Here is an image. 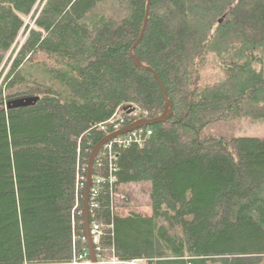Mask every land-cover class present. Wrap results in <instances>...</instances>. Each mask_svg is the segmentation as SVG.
Returning a JSON list of instances; mask_svg holds the SVG:
<instances>
[{"label":"trees","instance_id":"1","mask_svg":"<svg viewBox=\"0 0 264 264\" xmlns=\"http://www.w3.org/2000/svg\"><path fill=\"white\" fill-rule=\"evenodd\" d=\"M146 3L0 0V264H73L88 252L93 148L164 110L155 78L129 54ZM132 53L159 77L172 114L137 129L139 143L114 148L115 182L97 186V208L89 206L90 224L102 225L96 255L264 264V138L205 133L264 123V0H151ZM22 98L38 100L7 109ZM100 152L91 189L108 174ZM141 183L151 215L122 216L112 195Z\"/></svg>","mask_w":264,"mask_h":264},{"label":"water","instance_id":"2","mask_svg":"<svg viewBox=\"0 0 264 264\" xmlns=\"http://www.w3.org/2000/svg\"><path fill=\"white\" fill-rule=\"evenodd\" d=\"M150 3L151 0H147L146 3V8H145V15H144V20L142 23V28L140 31V34L135 42V44L132 46L129 54H130V58L132 60V62L134 63V65L141 69V70H145L150 72L153 77L155 78L160 91L162 93L163 96V100H164V110L163 113L160 117H157L155 119H143V120H138L132 124H130L129 126L113 133L110 135H107L102 141H100L92 150L89 159H88V163H87V176H86V184H85V189H84V197H83V225H84V231H85V237H86V242H87V246H88V256H89V261L91 264H97V257H96V253L94 250V246L92 243V239H91V234H90V222H89V194H90V190H91V183H92V170H93V165L95 162V159L99 153V151L101 150V148L108 143L109 141H111L112 139H115L117 137H120L122 135L128 134L134 130L140 129L142 127H146V126H150L152 124H156V123H164L166 122L169 117L172 114V103L170 102V100L167 98V95L165 93V90L163 88V85L159 79V77L157 76V74L149 67L144 66L134 55H133V49L140 43V41L143 38L145 29H146V25H147V20H148V15H149V8H150ZM226 14L223 15V17L219 20V23H222V21L225 19ZM38 98H22V99H17V100H13L11 102H9L7 104V109H17V108H26V107H31L33 105H35V103L37 102ZM128 109V113L132 112L133 109L132 108H128L125 107L123 108V110Z\"/></svg>","mask_w":264,"mask_h":264},{"label":"rangeland","instance_id":"3","mask_svg":"<svg viewBox=\"0 0 264 264\" xmlns=\"http://www.w3.org/2000/svg\"><path fill=\"white\" fill-rule=\"evenodd\" d=\"M206 128V134H214L217 130L228 132L236 137H252L264 138V123L255 122L248 119H240L230 126H218ZM148 184H126L119 186L114 194L115 210L122 216H128L131 213L141 214L142 216H150V200H149Z\"/></svg>","mask_w":264,"mask_h":264},{"label":"built area","instance_id":"4","mask_svg":"<svg viewBox=\"0 0 264 264\" xmlns=\"http://www.w3.org/2000/svg\"><path fill=\"white\" fill-rule=\"evenodd\" d=\"M134 110L130 112L129 114H133ZM117 117V119H119ZM147 134H150L149 132ZM141 140V131L134 130L128 134L122 135L120 137H117L115 139H112L108 143H106L102 148L101 152L99 155V160L97 161L100 165L102 164V161L107 160L108 161V174L104 178H97L95 180V188L90 190L89 194V206L92 209L97 208V202L95 201L96 196H97V189L96 187L102 184L103 182H107L108 184H112L115 182V172L117 171L115 162H116V155L113 153V150L115 147H125L128 146L129 144L135 142L139 143ZM96 161V160H95ZM114 194L112 195V197ZM112 205H114V198H112ZM115 207V205H114ZM101 228L102 225L96 222H92L90 224V234H91V239L92 243L94 246L95 253L100 251L99 247V242H100V237H101ZM88 256V252L84 253L83 256H78V261H75L73 264H91L90 261H83V258ZM97 264H140L137 261H132L129 263H123L120 261H117L114 258L107 259L102 256H97ZM82 261L81 263H79Z\"/></svg>","mask_w":264,"mask_h":264},{"label":"bare ground","instance_id":"5","mask_svg":"<svg viewBox=\"0 0 264 264\" xmlns=\"http://www.w3.org/2000/svg\"><path fill=\"white\" fill-rule=\"evenodd\" d=\"M93 183V182H92ZM92 186V185H91Z\"/></svg>","mask_w":264,"mask_h":264}]
</instances>
